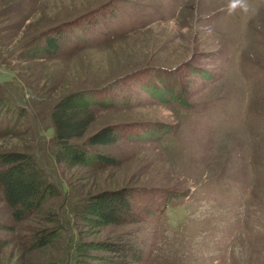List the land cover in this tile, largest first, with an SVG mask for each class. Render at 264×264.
Instances as JSON below:
<instances>
[{
  "label": "rangeland",
  "instance_id": "374dc122",
  "mask_svg": "<svg viewBox=\"0 0 264 264\" xmlns=\"http://www.w3.org/2000/svg\"><path fill=\"white\" fill-rule=\"evenodd\" d=\"M65 99L93 113L83 164L55 160ZM33 151L60 191L16 223L0 189V264H74L73 236L134 242L135 264H264V0H0V153ZM115 190L133 221L75 213Z\"/></svg>",
  "mask_w": 264,
  "mask_h": 264
},
{
  "label": "trees",
  "instance_id": "16d2710c",
  "mask_svg": "<svg viewBox=\"0 0 264 264\" xmlns=\"http://www.w3.org/2000/svg\"><path fill=\"white\" fill-rule=\"evenodd\" d=\"M47 43L44 46L48 51L50 42ZM18 106V109H25ZM92 119L93 113L85 102L80 105L65 99L54 109L51 121L53 142L57 146L55 160L58 163L68 161L72 164H83L86 161L84 157L90 153L81 148V145H75L72 142L84 137ZM117 138V135L111 131H102L87 139L92 145H108ZM94 158L101 162L107 161L106 157L104 160L94 155ZM47 166H49L48 161L34 151L28 155L20 152L0 153V189L3 202L9 209L14 222L19 223L33 215L39 210L44 200L59 194L60 189L46 172ZM123 193L120 190L107 191L95 196L94 202H88L89 198H86L75 213L80 214L85 220H91L95 226H117L129 223L134 219L131 213L132 203ZM140 214L147 215V213ZM138 219L140 220V217ZM53 224L49 229L28 237L32 248L46 246L63 229L64 222L61 220L53 221ZM71 239L72 243L68 246L74 256L68 255L70 258L68 260L73 261L74 264H89L86 260L90 257L88 252L92 248L105 251L104 255L97 257L99 263L96 264H135L140 260V250L138 244L134 242L120 245V243L108 244L97 241L87 248H81L76 236Z\"/></svg>",
  "mask_w": 264,
  "mask_h": 264
}]
</instances>
